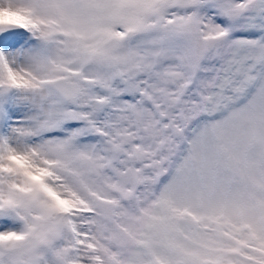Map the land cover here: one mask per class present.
<instances>
[{"label": "snow or ice", "instance_id": "snow-or-ice-1", "mask_svg": "<svg viewBox=\"0 0 264 264\" xmlns=\"http://www.w3.org/2000/svg\"><path fill=\"white\" fill-rule=\"evenodd\" d=\"M0 264H264V0H0Z\"/></svg>", "mask_w": 264, "mask_h": 264}]
</instances>
